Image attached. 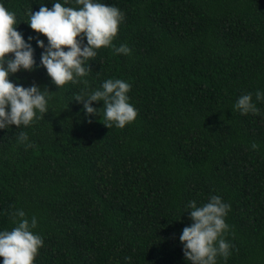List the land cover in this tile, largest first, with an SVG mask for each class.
<instances>
[{
    "label": "trees",
    "instance_id": "1",
    "mask_svg": "<svg viewBox=\"0 0 264 264\" xmlns=\"http://www.w3.org/2000/svg\"><path fill=\"white\" fill-rule=\"evenodd\" d=\"M51 2L0 0L23 38L45 42L25 21ZM104 3L124 13L112 44L129 54L101 46L85 62L87 83L59 90L43 67L9 76L52 93L39 119L0 129V229L14 226L16 208L37 218L34 264H189L179 241L191 223L185 206L215 194L231 206L229 255L216 264H264V100L255 97L264 92V0ZM108 78L131 85L137 115L124 127L103 124L102 101L86 116L72 100ZM246 92L256 113L233 108Z\"/></svg>",
    "mask_w": 264,
    "mask_h": 264
},
{
    "label": "clouds",
    "instance_id": "2",
    "mask_svg": "<svg viewBox=\"0 0 264 264\" xmlns=\"http://www.w3.org/2000/svg\"><path fill=\"white\" fill-rule=\"evenodd\" d=\"M79 7L67 6L68 0H52L51 7L40 3L38 11L28 12L25 21L29 27L46 37V42L29 36L27 40L16 29V14L0 3V129L12 125L28 126L34 119L48 112L50 93L35 83L23 86L13 83L9 76L20 70L32 71L43 67L51 82L59 88L68 82L87 83L82 78L91 70L86 61L97 55L101 46L111 47L114 54L130 53V48L121 43L112 44L118 25L124 13L114 4L104 0H74ZM35 38L36 47L42 49L39 62L34 59L31 41ZM11 54L10 56L8 54ZM131 85L120 78H108L98 88L83 89L72 100L82 103L84 114L97 115L91 102L102 101L104 125L124 127L137 115V109L129 103L127 95ZM252 93L238 96L233 108L241 114L258 111L252 101ZM256 100H264V92L257 89ZM28 141L27 134L21 131L18 143ZM25 147L29 143H24ZM256 145L252 144V148ZM230 204L221 196L212 194L207 201L197 205L189 200L185 206L191 223L182 228L179 241L182 253L189 264H216L217 256L229 255L230 243L224 239L229 225L225 216ZM14 226L0 229V264H34L43 238L32 231L37 218L26 217L23 209L16 208L9 213ZM126 261L130 257L124 258Z\"/></svg>",
    "mask_w": 264,
    "mask_h": 264
}]
</instances>
